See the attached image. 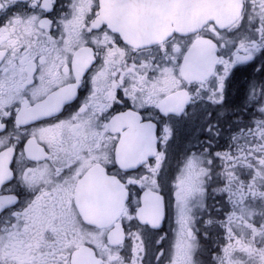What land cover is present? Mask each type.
Instances as JSON below:
<instances>
[{"label": "snow or ice", "instance_id": "1", "mask_svg": "<svg viewBox=\"0 0 264 264\" xmlns=\"http://www.w3.org/2000/svg\"><path fill=\"white\" fill-rule=\"evenodd\" d=\"M58 4L0 0V264H264V0Z\"/></svg>", "mask_w": 264, "mask_h": 264}, {"label": "flooded vegetation", "instance_id": "2", "mask_svg": "<svg viewBox=\"0 0 264 264\" xmlns=\"http://www.w3.org/2000/svg\"><path fill=\"white\" fill-rule=\"evenodd\" d=\"M142 1L144 3V8L139 9V13H140L139 18H141V19L144 18L147 21L151 20L152 19V17H151V6H147V3L150 2L152 4V1L151 0H142ZM136 2H137L136 0H132L130 2V7H129L130 15L133 16L134 19L137 17L136 16V10H137L136 9ZM214 3L216 5L213 8H211V10L214 11L215 14H217L218 13L217 0H215ZM70 5H71V0H59V4L56 7V11L51 14V18L58 24L59 20L63 17V14L66 11L70 10ZM160 19H161V21H165V22L169 23L171 26H175L178 28H185V29L194 26L193 24H195V25L199 24V22H200V18L197 15L190 17L189 15L184 13L183 8H181L179 11L176 12L174 10V5L172 7H167V6L164 7L163 11H162V15L160 16ZM93 35L96 37L97 41H103L105 39L102 34L93 33ZM28 40H29V38L27 36H24L18 41V45L24 44ZM4 44H5V46H9L12 44V41H10V40L5 41ZM88 46L96 48V50L101 54H103L105 52V49L102 46L93 45L91 43V37H89ZM133 55H135V53H133ZM102 66L103 65L101 63L99 65V67H102ZM113 70H115V69H113ZM118 107H120V106L118 105ZM123 107H127V104L125 103L123 105ZM195 130H196V126H195V124H193L191 126L190 132H182V134H181L182 139L187 140L192 133H195ZM181 146H183V145H181ZM104 191L106 192L107 189H104ZM199 226H200V224L198 223V227ZM202 231H203V229H201V234H202ZM202 243H205V244L211 243V240H209L207 242L202 240ZM206 259H207V257L205 256V260Z\"/></svg>", "mask_w": 264, "mask_h": 264}, {"label": "water", "instance_id": "3", "mask_svg": "<svg viewBox=\"0 0 264 264\" xmlns=\"http://www.w3.org/2000/svg\"><path fill=\"white\" fill-rule=\"evenodd\" d=\"M126 2L128 5L130 4V0H126ZM152 2H153L152 8H154L152 21H156L157 23L153 24L151 21V23L148 24V22L145 23L144 21H137L135 24L146 25L149 28L158 29L160 26L159 21H161L160 13L163 11L164 7L166 6L172 7V5H175L176 7H179V6L182 7L183 5H185L186 7L187 6L194 7L196 10H199L202 16H205L211 13V10H210L211 5H210L209 0H165L164 5H163V0H152ZM155 2H157L156 6H155ZM155 11H158V13H156ZM192 13H195V12H192ZM127 14H128V17L130 18L128 8H127ZM130 20L132 21L131 18Z\"/></svg>", "mask_w": 264, "mask_h": 264}]
</instances>
